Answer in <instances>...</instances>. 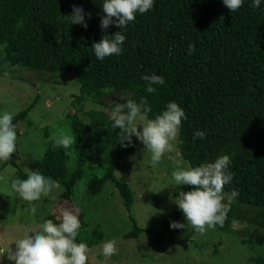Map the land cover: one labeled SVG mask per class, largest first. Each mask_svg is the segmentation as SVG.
<instances>
[{"label":"trees","instance_id":"trees-1","mask_svg":"<svg viewBox=\"0 0 264 264\" xmlns=\"http://www.w3.org/2000/svg\"><path fill=\"white\" fill-rule=\"evenodd\" d=\"M73 3L82 4L86 13H91L85 16L87 27L65 19L73 11ZM100 3L0 0V64L73 72L79 83L73 101L80 107L91 98L101 106L86 112L87 121L77 112L66 113L75 138L71 146L75 151L72 170L66 166L69 155L50 140L35 167L63 186L59 198L70 199L85 166L95 163L103 173L87 181L88 196L98 195L109 179L129 210L132 191L115 177L114 169L121 158L134 151L136 138L132 137L131 145L121 146L123 132L114 129L109 119L114 97L122 89L134 101L143 97L152 109L149 118L168 101H175L186 114L178 135L180 155L190 166H197L228 154L233 178L224 191L236 188L239 196L234 201L255 209V215L243 216L229 207L223 225L216 226L226 228L234 219L264 225V4L253 8L251 0H246L232 13L221 0H154L151 10L138 14L123 30L126 39L121 53L98 61L91 45L102 35L119 30L114 25L100 29ZM189 43L195 48L191 55L186 52ZM151 73L163 76L164 84L154 85L157 90L150 94L141 76ZM32 105L14 113L12 122L16 125L24 119ZM197 129L206 132L205 139H193ZM6 165L14 168L17 177L26 175L17 163L16 149L7 161H0V171ZM189 187L186 185L184 191ZM45 219L59 222L54 214ZM183 220L175 206L162 219V228L178 232L180 229L169 228V222ZM140 230L134 224L124 236L136 237ZM99 238L97 233L95 239L83 241L77 235L76 242L91 246Z\"/></svg>","mask_w":264,"mask_h":264},{"label":"rangeland","instance_id":"rangeland-1","mask_svg":"<svg viewBox=\"0 0 264 264\" xmlns=\"http://www.w3.org/2000/svg\"><path fill=\"white\" fill-rule=\"evenodd\" d=\"M2 54L0 43V57ZM78 89L73 72L54 73L0 64V111L16 113L33 104L26 117L16 124L17 163L24 172L26 167L36 169L35 163L52 133L70 129L68 111L77 112L87 121L86 112L101 107L91 98L79 107L73 101ZM112 108L113 102L109 110ZM178 142L177 137L156 166H152L149 151L138 140L134 151L118 161L114 175L126 182L133 194L129 210L109 179L98 195L88 196L87 181L92 175L103 173L102 167L95 163L85 166L70 199L59 198L64 189L60 184L61 188L36 201L25 200L12 191L10 182L17 177L15 170L10 165L3 167L0 171V264H14L8 253L9 248H15V240L27 231L36 230L44 216L54 214L59 218L63 209L78 216L81 240H93L100 233L99 240L88 246L89 264H264V225L260 222L234 219L226 228L205 226L200 231L183 220L185 228L178 232L162 228V219L176 206L172 198L177 190L186 188V185L175 186L171 180L175 168L189 165L178 151ZM69 153L67 162L72 161L73 166L69 168L67 162L66 166L72 170L73 147ZM33 203L35 211L31 208ZM229 207L239 215H255V209L249 205L233 201ZM134 224L141 228L138 235L125 237ZM107 239L116 241V253L110 257H104L100 251V245Z\"/></svg>","mask_w":264,"mask_h":264},{"label":"clouds","instance_id":"clouds-1","mask_svg":"<svg viewBox=\"0 0 264 264\" xmlns=\"http://www.w3.org/2000/svg\"><path fill=\"white\" fill-rule=\"evenodd\" d=\"M222 4L232 13L237 12L246 0H221ZM264 0H251L253 8H259ZM154 6V0H101L99 27L106 30L110 25L118 27V31L111 35H102L98 42L91 45L93 55L98 61L106 57L119 55L126 39V26L136 19L138 14H144ZM73 11L65 15L69 23H80L87 27L86 13L82 4H72ZM195 51L194 45H187V54ZM146 81L145 91L156 92L154 85H163V76L151 73L142 74ZM151 107L143 97L139 102L130 98V93L122 89L113 100V108L109 119L114 129L119 128L123 137L119 141L121 146L132 144V137L140 141L150 153V162L156 166L172 147V142L179 135L181 122L186 119L185 111L175 101H168L159 113L149 118ZM14 113L0 111V161H7L16 149V125L13 121ZM139 126V129H138ZM206 132L197 129L193 139H205ZM54 147H60L69 155L68 149L74 144L75 138L70 129H58L49 136ZM124 141L128 144L125 145ZM43 154V153H41ZM67 166H73L72 161ZM230 157L222 154L212 160L201 162L197 166L185 164L171 172V180L175 186L188 185V191L177 190L173 203L183 215L186 223L194 229L203 231L205 226L212 228L222 226L229 205L238 196L239 191L232 188L224 191V186L231 183L233 173L229 170ZM23 178L13 177L10 182L12 191L19 197L28 200H39L52 190L61 188L58 180L46 175L39 169H25ZM36 205L31 208L35 211ZM186 223L170 221V229H184ZM80 220L72 211L63 209L59 215V222L52 219L43 220L34 231H27L15 240V248L8 253L9 260L14 264H87L89 248L83 241L76 242ZM116 241L107 239L100 245L101 254L110 257L116 253Z\"/></svg>","mask_w":264,"mask_h":264}]
</instances>
